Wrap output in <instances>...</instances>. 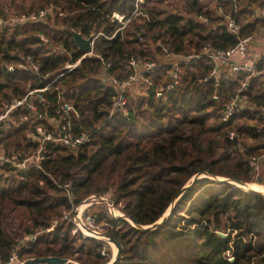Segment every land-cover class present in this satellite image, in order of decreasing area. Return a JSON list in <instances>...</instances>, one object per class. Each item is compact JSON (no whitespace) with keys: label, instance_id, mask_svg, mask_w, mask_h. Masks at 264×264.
Returning a JSON list of instances; mask_svg holds the SVG:
<instances>
[{"label":"trees","instance_id":"1","mask_svg":"<svg viewBox=\"0 0 264 264\" xmlns=\"http://www.w3.org/2000/svg\"><path fill=\"white\" fill-rule=\"evenodd\" d=\"M135 1L0 0V112L5 103L53 80L43 92L48 110L35 103L48 117H57L49 104L72 106L79 113L70 116L73 130L90 135L87 144L73 150L47 145L40 168L0 165V264L25 236L35 233V240L19 252L22 261L56 256L66 259L65 264H108L110 248L101 240L84 237L73 248V226L63 218L70 205L60 187L65 183L75 204L106 192L134 222L114 218L107 210L97 219L106 217L108 236L119 248L112 264H264V194L228 182L264 185V161L257 174L251 163L252 156L264 153V132L245 123L243 115L228 122L220 119L239 78H222L217 87L211 79L202 81L213 66L203 56L182 65L179 83L165 90L169 73L158 70L148 74L152 85L145 95L128 97V116L110 114L115 94L101 79L106 72L126 77L131 57L154 60L162 51L159 41L182 54L203 46H232L240 36L258 32L264 17L245 23L235 36L223 24L224 15L234 7L243 19L254 8L264 14V0L226 2L222 14L208 0H143L140 13L122 32L111 39L99 36L93 54L58 77L67 61L83 55L70 29L84 37L99 31L110 36L117 27L110 14L130 16ZM49 7L52 12L36 21L9 22V15L27 16ZM202 15L208 18L205 25L195 22ZM49 44L62 46L71 56L52 53ZM26 55L40 64L38 74L7 68ZM246 92L252 103L264 104L260 77L251 79ZM27 112L25 107L15 111V124L0 123V154L36 149L31 136L45 121H19ZM171 205L169 214L156 223Z\"/></svg>","mask_w":264,"mask_h":264},{"label":"built area","instance_id":"2","mask_svg":"<svg viewBox=\"0 0 264 264\" xmlns=\"http://www.w3.org/2000/svg\"><path fill=\"white\" fill-rule=\"evenodd\" d=\"M214 5V10L218 14L224 12L223 3L232 2L236 4V0H208ZM143 0H136L134 10L130 16H126L123 13L112 12L109 19L112 23H116L117 27L114 32L108 36L105 32L99 31L93 34L91 42L92 51L84 53L80 58L75 61H67L64 64L63 70L58 74H63L75 69L85 56L93 54L94 42L99 36H103L107 39H111L115 33L122 32L125 26L130 22L131 18L138 15L139 4ZM52 12V7L46 9H40L37 12H33L29 15H21L11 17L9 22L12 24H23L27 21H36L45 16L46 13ZM234 13L236 15H234ZM238 15V10L234 7L224 15L223 24L227 31L235 36L239 35L242 31V27L245 23L252 21L255 18L264 17V14L259 10L253 9L250 16L242 21ZM208 21L206 16H199L195 22L205 25ZM1 23V21H0ZM40 38L43 42L47 43L48 39L42 34ZM140 39V37H139ZM157 45L161 47V53L156 55L154 60L140 59L131 57L128 60L127 67L131 70L130 73L124 77L119 78L112 76L109 73H104L101 79L104 80L114 91V102L110 110V114L120 112L123 116H128L127 102L128 97L141 96L146 94V90L151 87L152 80L148 77V74H153L158 70H167L169 73V84L165 87V90L173 88V86L179 83V73L181 72V66L189 64L193 61L206 56L211 59L213 66L206 77L202 81L211 79L214 86L217 87L220 84L222 78H239L237 84V90L229 95L227 101L224 103L220 119L222 122H228L233 118L241 115L253 120L256 118V124L254 128L257 132H264V104H254L249 100L247 90L251 83V79L260 77L264 81V26L256 33L240 36L237 41L227 48L211 49L209 46H203L199 52L182 54L176 53L170 50L168 47L162 45L159 41ZM262 48L261 50L254 51L255 48ZM50 51L52 53H63L67 56H71V52L66 51L62 46H54L49 44ZM15 68L27 71L31 74H38L41 66L34 61L31 55H26L15 66L8 65L9 70ZM106 68L109 64L105 65ZM53 80L43 88L30 90L21 99L12 100L7 102L3 106V110L0 112V123L15 124L12 114L18 109L25 107L27 109L26 114L19 115V121H45L36 125L35 134L31 136V140L35 143L36 149L30 153L12 152L9 154H0V165H10L20 170H28L31 168H40L41 162L45 159L44 149L47 145H61L70 149H77L79 146L85 145L90 141V135L86 131L76 132L73 130L70 116L74 118L79 116V113L70 105H59L57 108L53 104H49L50 108L55 109L57 117H48L46 112L40 110L35 103L39 102L40 105H44L45 111H47L46 97L43 94ZM163 88L159 89L160 92ZM160 96L161 93H158ZM229 137L233 139L234 133L230 132ZM260 161H264V153L259 156H252L251 163L254 165V173L259 171ZM62 189L66 191L70 205L67 214L64 212V218L70 222L73 226L72 234L79 238L80 235L84 237H90L96 240L108 241L109 237L104 234L103 221H98L93 215H87L85 210L88 209V205L85 204L87 198L75 204L72 199V192L70 191V185L68 183L60 185ZM90 200H100L106 205L107 212L114 218H127L121 211L116 209L112 200L106 195L96 197L92 195ZM98 202V201H97ZM83 207V208H82ZM47 229V231L51 230ZM36 238L35 234H29L25 236L22 241L15 245L9 255L8 260L4 264H22L19 262V252L22 248L26 247L29 242H33ZM110 244V242H109ZM102 255H105V251H101ZM26 261V260H25ZM24 261V262H25Z\"/></svg>","mask_w":264,"mask_h":264},{"label":"rangeland","instance_id":"3","mask_svg":"<svg viewBox=\"0 0 264 264\" xmlns=\"http://www.w3.org/2000/svg\"><path fill=\"white\" fill-rule=\"evenodd\" d=\"M255 10H258V9H256V8H254ZM9 16H13V17H15V15H9ZM248 18V17H247ZM247 18H245V19H243V18H241L242 19V21H244V20H246ZM262 48H255L254 49V51H257V50H261ZM247 118V120H248V122L246 121L245 123H247V124H252V125H254V121L256 122V118L255 119H253V120H251V119H249L248 117H246ZM256 124V123H255ZM246 144H248V145H251L252 143H251V141H246L245 142ZM254 144V143H253ZM202 175H204V174H202ZM198 176H194L191 180H193V179H195V178H197ZM219 178V177H218ZM219 179H223V178H219ZM233 183V182H232ZM250 183H255V182H250ZM234 185H236V186H238V184H236V183H233ZM247 184H249V183H247ZM255 184H258V183H255ZM242 188H244V189H247V187H245V186H241ZM92 195H94V196H96V197H99V196H102V195H106L108 198H109V200H112V198H111V196H110V194H107L106 192H100V193H98V194H92ZM92 195H90V196H87V197H85L84 199H82V200H80V202H82L83 200H85L86 198L88 199V200H86L85 201V204H91V205H88L87 207H88V209H86L85 210V213L87 214V215H93L94 217H96V219H98L100 216H102L103 215V213L106 211V205H105V203L104 202H101L100 200H90L89 199V197H91ZM98 201V202H97ZM79 202V203H80ZM79 203H76V205L77 204H79ZM171 207H172V205L166 210V212L164 213V215L162 216V218H160L156 223H158V222H161V220H163L168 214H169V212H170V209H171ZM83 208V207H82ZM116 209H118L119 211H121L118 207H116ZM68 209H64V211H63V218H64V212L65 211H67ZM69 211H67L66 212V214L68 213ZM107 212V211H106ZM106 218V217H105ZM105 218H103L101 221H103V231H104V234L107 236V237H109L108 236V233H109V231H110V226H109V223H108V221L105 219ZM65 219V218H64ZM128 219V218H127ZM129 221H130V223L132 224V225H135L134 224V222L131 220V219H128ZM144 227V226H143ZM149 227V226H148ZM72 234V233H71ZM82 238H84V236H82V235H80L79 236V238H76L73 234H72V245H73V248H77L80 244H81V240H82ZM101 241H103L104 242V244H105V247H106V249H109L110 248V253L108 254V256H109V262H108V264L114 259V257L116 256L117 257V250L119 249V248H117V244L113 241V240H111L110 238H109V240L108 241H105V240H101ZM109 242H110V244H109ZM115 244V246H114V244ZM109 252V251H108ZM106 254H107V251H106ZM20 261L19 262H22V259H19ZM71 262H73V263H75V264H77L76 262H74L73 260H70ZM68 262H69V260H68ZM16 264H19V263H16ZM22 264H24V261H23V263Z\"/></svg>","mask_w":264,"mask_h":264},{"label":"water","instance_id":"4","mask_svg":"<svg viewBox=\"0 0 264 264\" xmlns=\"http://www.w3.org/2000/svg\"><path fill=\"white\" fill-rule=\"evenodd\" d=\"M69 33L72 36L73 41L75 42L77 48L83 54L84 53H89V52L92 51V46H91V42H92V39H93V34L92 33L89 36H87V37L82 36V34L80 32H78V31H76L74 29H70ZM216 179H219V178H216ZM228 182L229 183H232V182L233 183H239L240 184V185H238L239 187L245 186V187H247V189L255 190V189L249 187L247 183H241V182H236V181H231V180L228 181ZM256 191H258V190H256ZM259 192H261V191H259ZM261 193H263V192H261ZM158 223H160V222H158ZM219 235L225 236L224 233H219ZM115 260H116V256L114 257V259L109 264H112ZM66 262H67L66 259H62V258H59V257H56V256H49V257H43V258H31V259L26 260L24 262V264H65Z\"/></svg>","mask_w":264,"mask_h":264},{"label":"bare ground","instance_id":"5","mask_svg":"<svg viewBox=\"0 0 264 264\" xmlns=\"http://www.w3.org/2000/svg\"><path fill=\"white\" fill-rule=\"evenodd\" d=\"M236 184L240 185L239 183H236ZM248 186L251 187V188H253V189H255V190H258V191H261V192L264 193V185L255 184V183H249ZM114 246H115V244H114ZM117 248H118V246H117Z\"/></svg>","mask_w":264,"mask_h":264}]
</instances>
